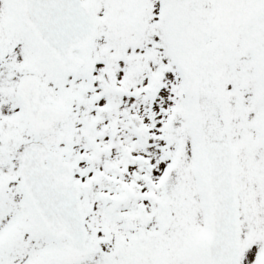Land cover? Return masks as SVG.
<instances>
[{
	"label": "snow or ice",
	"instance_id": "obj_1",
	"mask_svg": "<svg viewBox=\"0 0 264 264\" xmlns=\"http://www.w3.org/2000/svg\"><path fill=\"white\" fill-rule=\"evenodd\" d=\"M0 264H264V0H0Z\"/></svg>",
	"mask_w": 264,
	"mask_h": 264
}]
</instances>
